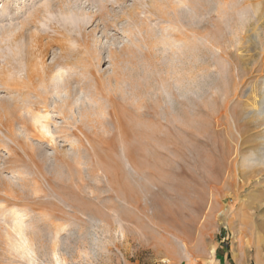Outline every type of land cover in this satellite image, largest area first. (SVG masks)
I'll list each match as a JSON object with an SVG mask.
<instances>
[{"label":"rangeland","instance_id":"374dc122","mask_svg":"<svg viewBox=\"0 0 264 264\" xmlns=\"http://www.w3.org/2000/svg\"><path fill=\"white\" fill-rule=\"evenodd\" d=\"M252 5L0 0V264L264 259Z\"/></svg>","mask_w":264,"mask_h":264},{"label":"crops","instance_id":"0c3cea01","mask_svg":"<svg viewBox=\"0 0 264 264\" xmlns=\"http://www.w3.org/2000/svg\"><path fill=\"white\" fill-rule=\"evenodd\" d=\"M254 261L255 264H264V259L262 255L258 254V252L255 253L254 255ZM211 264H246V263L243 260H238V259L233 260L231 256L228 257L226 253H223V256L218 255L214 257Z\"/></svg>","mask_w":264,"mask_h":264},{"label":"bare ground","instance_id":"6f19581e","mask_svg":"<svg viewBox=\"0 0 264 264\" xmlns=\"http://www.w3.org/2000/svg\"><path fill=\"white\" fill-rule=\"evenodd\" d=\"M252 2H253V5H252L253 6V12L258 13L261 10V0H252ZM262 94H263L262 95L263 96L262 101L260 103H258L257 109L252 111V114H255L258 118H264V87L262 89ZM22 215L24 216V213H22ZM22 215H20L21 216L20 218H24ZM25 217H26V215H25ZM20 233H22L20 230V227L19 228L17 227V234L19 235Z\"/></svg>","mask_w":264,"mask_h":264}]
</instances>
